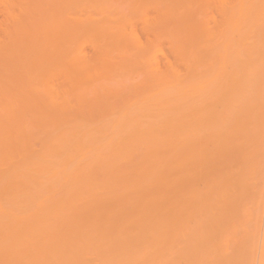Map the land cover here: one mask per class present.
Segmentation results:
<instances>
[{
	"label": "bare ground",
	"instance_id": "1",
	"mask_svg": "<svg viewBox=\"0 0 264 264\" xmlns=\"http://www.w3.org/2000/svg\"><path fill=\"white\" fill-rule=\"evenodd\" d=\"M0 264H264V0H0Z\"/></svg>",
	"mask_w": 264,
	"mask_h": 264
}]
</instances>
